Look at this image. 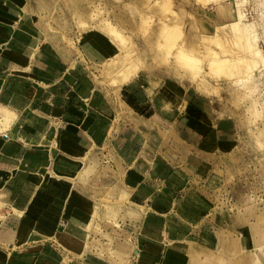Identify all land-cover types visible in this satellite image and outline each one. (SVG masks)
Wrapping results in <instances>:
<instances>
[{"label":"crops","instance_id":"obj_1","mask_svg":"<svg viewBox=\"0 0 264 264\" xmlns=\"http://www.w3.org/2000/svg\"><path fill=\"white\" fill-rule=\"evenodd\" d=\"M143 2L127 3L141 11ZM49 5L0 0V264H197L190 253L239 243L241 212L215 210L214 198L237 121L172 69L140 66L113 84L116 41L93 28L74 47L59 42ZM154 9L174 13L177 1ZM183 10L206 36L231 24L217 5ZM167 17L157 29L178 28ZM189 46L160 39L132 57H177ZM106 66L111 83L100 87L93 71ZM98 242L116 259L98 255Z\"/></svg>","mask_w":264,"mask_h":264},{"label":"rangeland","instance_id":"obj_2","mask_svg":"<svg viewBox=\"0 0 264 264\" xmlns=\"http://www.w3.org/2000/svg\"><path fill=\"white\" fill-rule=\"evenodd\" d=\"M46 1L50 3L46 20L59 37L63 36L61 39L56 35L59 42L74 47L73 40L93 28L107 32L116 41L121 53L109 62L115 72L113 84L122 83L117 79L124 67L131 75L140 66L147 70L162 67L186 76L199 89L217 96L223 112L237 121L239 140L226 159L228 172L214 194L215 210L241 212L245 226L236 229L239 243L225 240L219 250L190 253L187 260L197 264H264V0H226L224 13L231 24L209 36L198 28L194 15L183 8L200 15V11L214 10L220 0H176L174 13L155 11L154 0H145L141 11L128 0ZM157 5L159 10L165 8ZM167 15L178 28L164 25L162 30L157 29L161 22H169ZM186 19L188 23H184ZM242 25L247 29H241ZM160 39H176L191 46L185 51L179 47L177 57H132L139 51L153 53ZM110 70L106 66L93 71L98 86L111 83ZM94 249L98 255L117 257L113 245L98 242Z\"/></svg>","mask_w":264,"mask_h":264},{"label":"bare ground","instance_id":"obj_3","mask_svg":"<svg viewBox=\"0 0 264 264\" xmlns=\"http://www.w3.org/2000/svg\"><path fill=\"white\" fill-rule=\"evenodd\" d=\"M216 5H217V8L218 9H220V10H224V9H227V5H228V3H227V1L226 0H220V1H218L217 3H216ZM226 7V8H225ZM237 28V27H236ZM241 29H244L245 28V26H241L240 27ZM245 29H247V28H245ZM244 29V30H245ZM179 33V32H178ZM175 35V34H174ZM179 36V35H178ZM180 52H181V50H180ZM122 65V64H121ZM119 72V77H118V79H117V81L118 82H123V81H126V80H128L132 75L130 74V72L129 71H127L126 69H125V67L123 68V69H121V70H119L118 71ZM132 73V72H131ZM51 205V204H50ZM51 208V207H50ZM48 209V208H47ZM46 212V210L44 209L43 210V216L45 215L44 213ZM47 213V212H46Z\"/></svg>","mask_w":264,"mask_h":264}]
</instances>
